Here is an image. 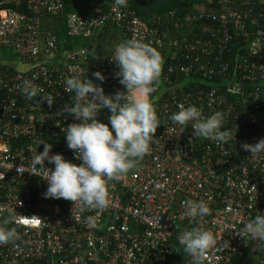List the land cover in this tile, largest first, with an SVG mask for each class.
Wrapping results in <instances>:
<instances>
[{"label": "built area", "instance_id": "1", "mask_svg": "<svg viewBox=\"0 0 264 264\" xmlns=\"http://www.w3.org/2000/svg\"><path fill=\"white\" fill-rule=\"evenodd\" d=\"M88 1L91 12L67 15L71 39L92 37L111 21L127 39L161 46L158 28L142 19L132 4L135 0H128L127 8L117 7L115 0ZM236 1L205 0L223 8ZM237 4L218 13L198 7L199 18L212 28L184 39L175 63L160 78L151 102L162 121L150 155L138 171H130L121 182H109L107 209L81 212L70 201L45 198L47 183L17 169L23 164L25 170H33L34 155L43 151V145L38 147L41 139L52 145L50 155L82 163L62 131L77 122L60 113L72 103L65 80L79 74L101 86L106 95L126 93L115 75L119 68L111 57L103 60L91 57L85 48L59 47L52 20L63 9V0H0V52L28 66L19 70L8 65L0 71V207L5 209L0 215L15 216L18 223L9 227H16L21 236L17 246H0V264H188L177 234L195 226L213 232L220 240L218 247L225 241L229 245L210 251L205 264L250 261L249 254L257 248L236 229L243 227L241 221L264 214V153L251 156L241 147L264 139V0ZM44 17L51 20L45 33ZM230 58L234 62L224 61ZM97 71L104 81L93 76ZM173 72L188 79L174 82L168 77ZM217 75L221 80L213 81ZM192 79L202 83L200 88L185 87ZM24 80L50 93L53 105L26 99L19 88ZM179 104L195 105L206 117L216 111L229 113L224 129H231L233 138L227 143L192 139L191 126L181 133L180 126L165 118L177 112ZM45 167L55 165L46 160ZM187 199L204 200L211 214L196 220L186 217L182 201ZM33 216L37 218L29 219ZM88 216L97 218L94 226L88 224ZM254 264H264V253Z\"/></svg>", "mask_w": 264, "mask_h": 264}, {"label": "clouds", "instance_id": "2", "mask_svg": "<svg viewBox=\"0 0 264 264\" xmlns=\"http://www.w3.org/2000/svg\"><path fill=\"white\" fill-rule=\"evenodd\" d=\"M115 5L127 8L128 0H115ZM110 59L119 68L115 75L127 89L126 93L117 91L114 95H106L101 86L88 77L81 79L79 74L65 80L64 90L72 94V103L65 104L60 113L73 116L77 122L62 128V131L68 148L82 163H72L62 154L50 155L52 145L41 139L38 147L43 145V151L34 155L33 170H25L23 164L17 169L20 174L30 171L47 183L45 198L70 201L74 206H79L81 212L102 211L109 207V182H118L130 171L139 170L140 162L151 153V145L155 143V134L161 125L150 99L151 94L158 90L162 75L164 61L161 53L151 43L130 38L115 45ZM93 76L100 81L105 79L99 71L93 73ZM19 88L28 100L38 98L39 103L46 101L49 107L55 102L50 93H45L42 87L30 80H24ZM103 109L110 111L108 120L111 127L98 119ZM178 109L168 119L180 126L181 133L191 126L192 139H212L218 143H227L233 138L232 130L224 129L229 113L216 111L206 117L195 105L186 107L179 104ZM241 147L251 152V156H256L264 153V139L255 144L244 142ZM46 160L55 165L54 169L45 167ZM182 206L185 209L184 215L193 220L211 214L204 200L187 199L182 201ZM4 212L5 209L0 207V214ZM35 218L33 216L29 219ZM86 219L89 225L94 226L97 218L88 216ZM14 223L18 221L11 213L0 215V246H17L16 241L21 236L16 227H9ZM241 224L243 227L236 229V234L246 242H254L257 249L264 251V214L249 217L241 221ZM177 240L190 258L188 264H205L209 260L210 251L229 246L225 241L218 247L220 240L202 226L179 229Z\"/></svg>", "mask_w": 264, "mask_h": 264}, {"label": "trees", "instance_id": "3", "mask_svg": "<svg viewBox=\"0 0 264 264\" xmlns=\"http://www.w3.org/2000/svg\"><path fill=\"white\" fill-rule=\"evenodd\" d=\"M237 3L238 0L235 2V5L232 4L231 6L223 8L221 6L210 5L206 3L205 0H138L137 2H132L133 6L138 8V13L141 15L142 19L150 25L157 27L160 32L162 44L155 48L161 53L164 61L161 78L167 73L166 68H168L171 63H175L177 54L185 43L184 39L191 40L195 37L196 33L207 30L210 27L212 28L210 22H206L199 18L198 7L203 6L207 11L218 13L223 10L228 11L233 9L236 5L239 6ZM73 12L80 15L91 12L89 1L63 0V9L52 20L58 36L60 48L71 50L85 48L91 57H99L103 60H107L113 56L115 45L127 40L125 33L119 30L117 25L111 21H108L106 25L92 37L71 39L67 36L66 21L67 15ZM7 57H9V59L13 58L10 54H8ZM200 59L202 62L206 60L204 55L200 56ZM224 61L234 62L231 58L224 59ZM215 67L217 69L219 68L217 64ZM168 77L174 82H176L175 79L178 80L179 78L184 80L188 79V76L184 74L177 77L176 72L172 74L169 73ZM220 80L221 75L213 77V81ZM201 84L199 80L192 79L186 83L185 87L198 89ZM155 95V92L152 93L150 99L152 100ZM109 116L110 111L104 109L100 121L109 124ZM161 121L160 119L159 122ZM109 127H111L110 124ZM122 180L123 179H121L120 182ZM247 255L248 252H246V256ZM183 260L187 263L189 262L188 258Z\"/></svg>", "mask_w": 264, "mask_h": 264}, {"label": "crops", "instance_id": "4", "mask_svg": "<svg viewBox=\"0 0 264 264\" xmlns=\"http://www.w3.org/2000/svg\"><path fill=\"white\" fill-rule=\"evenodd\" d=\"M135 1L137 2L138 0H135ZM44 18H43V22H42V26H41V31L43 33L47 32L50 29V25H51L50 18H45V19ZM4 54L2 52H0V71L3 72L5 70L9 69L10 66H8V65H11V66H13L14 69L16 68L19 70H23L21 68V66H23L24 69L28 67L27 65H23V64L16 62V60L9 59V57H7V55H4ZM16 63L18 64V66ZM19 65H21V66L19 67ZM263 253H264V251H260L259 249H255V251L253 253L249 254L248 258H251V259L246 264H254L256 258H258Z\"/></svg>", "mask_w": 264, "mask_h": 264}, {"label": "rangeland", "instance_id": "5", "mask_svg": "<svg viewBox=\"0 0 264 264\" xmlns=\"http://www.w3.org/2000/svg\"><path fill=\"white\" fill-rule=\"evenodd\" d=\"M16 64H17V63H16ZM17 66H18V64H17ZM20 66H21V65H19V67H20ZM21 68H22V69H24V67H23V66H21Z\"/></svg>", "mask_w": 264, "mask_h": 264}]
</instances>
